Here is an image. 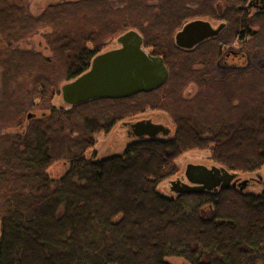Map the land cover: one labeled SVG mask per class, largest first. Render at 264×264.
Returning a JSON list of instances; mask_svg holds the SVG:
<instances>
[{
	"label": "trees",
	"instance_id": "obj_1",
	"mask_svg": "<svg viewBox=\"0 0 264 264\" xmlns=\"http://www.w3.org/2000/svg\"><path fill=\"white\" fill-rule=\"evenodd\" d=\"M27 2L0 0V131H17L0 133V264H264V185L158 191L189 151L209 150L230 172L263 168L264 9L250 0H68L32 14ZM193 20L225 28L192 50L177 48L175 34ZM131 30L164 59L163 86L53 105L63 84ZM42 31L43 50L21 48ZM230 36L245 43L250 66L218 68ZM191 84L206 94L185 98ZM146 110L164 112L173 133L133 138L122 155L97 158L96 135L118 124L127 134L122 125ZM58 161L68 169L53 179Z\"/></svg>",
	"mask_w": 264,
	"mask_h": 264
},
{
	"label": "water",
	"instance_id": "obj_2",
	"mask_svg": "<svg viewBox=\"0 0 264 264\" xmlns=\"http://www.w3.org/2000/svg\"><path fill=\"white\" fill-rule=\"evenodd\" d=\"M252 2L253 0L249 6ZM224 28V23L214 27L206 20L190 21L176 33L175 45L182 50H192L219 36ZM116 42L118 48L96 55L89 70L61 86V98L66 106H76L97 99H125L152 92L166 83L169 71L164 59L145 49L140 33L128 31L119 36ZM122 126L128 127L127 137L138 140L167 137L171 133L167 126L151 120L127 122ZM257 177L261 179L260 175ZM251 182V179L241 180L238 173L221 166L188 164L184 175L169 184L172 194L189 195L230 188H237L242 192L248 190Z\"/></svg>",
	"mask_w": 264,
	"mask_h": 264
},
{
	"label": "rangeland",
	"instance_id": "obj_3",
	"mask_svg": "<svg viewBox=\"0 0 264 264\" xmlns=\"http://www.w3.org/2000/svg\"><path fill=\"white\" fill-rule=\"evenodd\" d=\"M61 1H68V0H28L27 7L30 13L38 14L46 6L57 3V2H61ZM255 13L256 11H253V10L250 11L251 15ZM212 24L214 27H216L220 23L212 22ZM45 34L46 33L42 31L28 38L27 40L21 43L20 45L21 48L25 50H35V49L43 50L46 45L45 38H44ZM229 39H231L230 43L224 47L223 56L218 62V68L220 70H226V69H236L237 70V69H242L244 66L245 67L250 66L249 59H246L245 57V53H246L245 43L243 41L238 40L237 38H234L233 36L232 37L230 36ZM118 46L119 45L117 44L116 39H114L111 42H109L108 45H106V47L102 50V52L115 49ZM43 53L46 56H50L49 52L47 51ZM258 66L264 68V60L259 61ZM64 82L65 81L63 80L62 83ZM199 92L206 94V92L205 91L202 92L201 89H199L197 85L191 84L185 91V98L193 97ZM53 105L56 107H62L65 105L61 98V92L59 95H57L54 98ZM31 111L37 113L36 110H31ZM142 120H151L154 123L163 124L167 126L168 128H170L171 133H173L174 128L172 126V122L164 112L156 111V110H146L144 113L134 117L133 119H129V121H132V122H138ZM119 126L120 124H118L108 134L100 133L96 135L95 137L96 145L92 151L96 152L97 158H105V157H109L113 155H122L126 147L132 143L134 139L128 138L126 132L124 130H121ZM7 132L15 133L17 131L15 129H12V130L5 129V130L0 131V133H7ZM188 164L204 165L207 167H212V166L217 165L210 159L209 150L186 152L177 161V165L179 168L178 174L175 177L171 178L170 180H167L166 182L161 183L158 186V191L162 193L163 195L173 196V194L170 192L169 182L180 178V176L182 177L184 175L186 166ZM67 169H68V165L65 161H58L49 167L48 174L50 175L51 178L56 179V178L61 177L66 172ZM257 175H260L261 179H259ZM239 177L241 180H247V179L252 180L248 188L249 192H259L264 185V166L257 173L239 174ZM0 236H1V232H0ZM167 262L170 264H187L183 259H180V258H167Z\"/></svg>",
	"mask_w": 264,
	"mask_h": 264
},
{
	"label": "flooded vegetation",
	"instance_id": "obj_4",
	"mask_svg": "<svg viewBox=\"0 0 264 264\" xmlns=\"http://www.w3.org/2000/svg\"><path fill=\"white\" fill-rule=\"evenodd\" d=\"M252 0H250L251 2ZM252 7H254L255 9H262L264 7V0H253L252 2ZM212 23V22H211ZM119 47V46H118ZM117 47V48H118ZM181 178V176H180Z\"/></svg>",
	"mask_w": 264,
	"mask_h": 264
}]
</instances>
